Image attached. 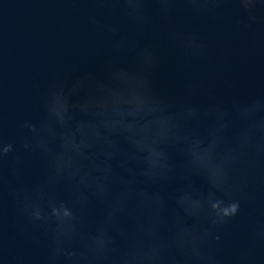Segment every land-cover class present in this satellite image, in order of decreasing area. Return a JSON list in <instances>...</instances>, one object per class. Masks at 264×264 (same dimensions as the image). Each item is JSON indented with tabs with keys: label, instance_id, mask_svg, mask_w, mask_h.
Returning a JSON list of instances; mask_svg holds the SVG:
<instances>
[{
	"label": "water",
	"instance_id": "95a60500",
	"mask_svg": "<svg viewBox=\"0 0 264 264\" xmlns=\"http://www.w3.org/2000/svg\"><path fill=\"white\" fill-rule=\"evenodd\" d=\"M117 69L144 77L165 111L195 110L180 122L177 137L158 146L167 154L166 166L143 174L144 153L127 134H117L104 144L112 154L106 160L111 172L94 173L101 178L97 184L85 187L78 176H54L25 121L48 122L45 104L54 83L67 88L108 82ZM90 92L83 87L72 99ZM70 114L72 123L101 119L76 109ZM209 131L214 162L230 161L225 176L212 178L234 189L216 196L239 201L240 209L198 241L194 258L172 243L176 214L183 216L176 197L187 192L206 199L215 191L185 153L184 137L207 143ZM0 140L13 145L0 158V264H49L51 232L29 221L10 188L32 193L45 210L50 199L72 206L85 240L103 228L107 257L95 264H119L130 248L149 244L161 247L157 264H264V0H254L248 10L239 0H141L131 6L121 0H0ZM25 143L33 147L25 149ZM96 162L103 165L105 157ZM185 222L209 227L203 218ZM71 247L86 251L79 241ZM59 264L73 262L61 258Z\"/></svg>",
	"mask_w": 264,
	"mask_h": 264
},
{
	"label": "clouds",
	"instance_id": "9594fccd",
	"mask_svg": "<svg viewBox=\"0 0 264 264\" xmlns=\"http://www.w3.org/2000/svg\"><path fill=\"white\" fill-rule=\"evenodd\" d=\"M121 2L131 6L139 4L141 0H121ZM161 2L166 3L167 0ZM185 2L189 5H207L218 3L220 0H185ZM253 2L254 0H239L245 10H248ZM89 19L93 24L99 23L94 17ZM109 30L115 31L111 28ZM192 43L188 41V46L191 47ZM87 79L92 80L91 75ZM83 87L90 88V94L74 101L72 98ZM70 109L91 112L101 119L72 123ZM164 109L163 101L151 92L144 77L128 73L125 69H117L110 72L108 82L95 81L88 85L77 82L67 88L63 84L54 83L45 104L48 122L37 126L25 121L23 127L33 133L34 147L43 152L54 176H78V183L89 187L97 184L101 179L94 173L111 172V166L106 160L111 159L112 154L105 151L104 144L111 143L112 135L127 134L125 139L137 152L144 153L141 160L143 174H149L157 167L166 166L167 154L158 146L166 145L170 137H177L181 133L180 122L194 116L195 110L188 109L185 113H173ZM57 127L59 131H55ZM101 129L107 132L103 137ZM136 136L139 138H134ZM184 139L185 153L189 157L191 168L204 174L215 191H209L206 199H193L187 192H182L176 197V203L182 210L183 216L176 214V230L172 243L189 256L199 258L198 241L210 236L212 228L223 225L236 216L240 204L235 199L226 201L216 196V192L229 196L234 189L212 178L214 175L225 176L226 169L230 167L227 157L214 162L215 140L212 139V132L209 131L207 143L204 138L184 137ZM52 141L56 142L55 147L51 146ZM23 147L29 149L33 145L25 143ZM92 148L96 149L95 153L87 151ZM12 151L11 143L0 140V158ZM100 156L105 157L103 165L96 162ZM85 161L89 163L85 164ZM12 174L16 175L15 169L12 170ZM98 190L107 194L106 186L98 185ZM9 195L21 203V211L28 216L31 223L41 222L51 232L49 264H59L61 258H66L73 264H95L96 261L107 257L106 231L101 228L95 235L88 236L85 240L77 227L79 216L72 206L62 200L50 199L46 202L48 210H45L44 205L35 202L33 194L24 189L10 188ZM36 195H39V192ZM185 218L196 221L206 219L209 227L200 228L197 224H187ZM212 239L219 237L212 236ZM77 241L86 249L85 252H78L71 247ZM160 251L161 247L154 244L144 248L132 247L120 257L119 264H157Z\"/></svg>",
	"mask_w": 264,
	"mask_h": 264
}]
</instances>
